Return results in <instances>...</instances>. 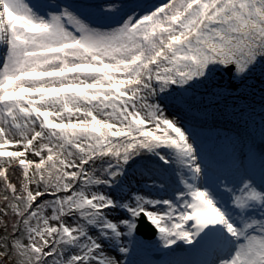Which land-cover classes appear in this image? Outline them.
Returning a JSON list of instances; mask_svg holds the SVG:
<instances>
[{
	"label": "snow or ice",
	"instance_id": "1",
	"mask_svg": "<svg viewBox=\"0 0 264 264\" xmlns=\"http://www.w3.org/2000/svg\"><path fill=\"white\" fill-rule=\"evenodd\" d=\"M125 3L94 9L119 16L105 29L55 0L44 12L0 0V264H128L111 253L127 256L143 221L165 249L216 257L175 264H264V184L210 175L162 106L218 71L241 86L264 75V0ZM138 157L183 187L168 199L128 189Z\"/></svg>",
	"mask_w": 264,
	"mask_h": 264
},
{
	"label": "rangeland",
	"instance_id": "2",
	"mask_svg": "<svg viewBox=\"0 0 264 264\" xmlns=\"http://www.w3.org/2000/svg\"><path fill=\"white\" fill-rule=\"evenodd\" d=\"M27 2L35 5L40 11H49V9L39 6L32 0H27ZM217 87H227L228 94H217ZM170 105L168 103L162 105L165 113L169 117L175 115L180 119L188 132L195 137L199 150L200 139L195 130L200 127L199 123L202 120L207 123H212L213 120L219 125H221L224 117L228 118L227 121L231 118L238 121L237 126L222 125L225 128V133H223L225 140H230L232 142L231 147L236 151L235 155L232 158L230 157V161L223 166L228 165L226 168L218 169L215 165L212 167V160L215 158L200 151L201 157L208 164L210 174L219 175L223 171H229L230 173L234 168H238L248 177L251 173L264 175V168L261 170L253 168L264 167V143L263 148L257 150L258 144L264 136V75L261 74L259 67L249 76L245 86L238 85L227 72L219 71L212 82L197 85L190 89L181 104L175 105V107ZM213 116L214 118H212ZM247 131H250V133ZM254 135L259 137L257 143L254 141ZM153 161H156L155 157H145L142 160L138 157L136 162H130L131 166L127 169L124 177V183L128 186V189L135 191L137 188L142 189L145 187L141 183L143 175L141 177L139 173L143 174V170L153 171L151 167H155L156 163ZM136 168L138 169L136 170ZM147 171L145 172L147 173ZM228 178L238 185L241 177L238 180H235L232 176ZM13 180L15 181V178ZM100 190L115 194L114 190L103 187ZM151 190L154 191V187ZM0 234H2V230H0ZM125 240L127 241V238ZM117 258L119 259L118 256Z\"/></svg>",
	"mask_w": 264,
	"mask_h": 264
},
{
	"label": "bare ground",
	"instance_id": "3",
	"mask_svg": "<svg viewBox=\"0 0 264 264\" xmlns=\"http://www.w3.org/2000/svg\"><path fill=\"white\" fill-rule=\"evenodd\" d=\"M154 0H152L151 2H153ZM24 2H26V3H29V2H27V0H24ZM150 2V3H151ZM150 3H148V4H146L145 3V1L143 2V6L142 7H146V6H148ZM31 4V3H30ZM41 12H44V11H41ZM93 25V24H92ZM93 26H95V25H93ZM172 107H175V105H173ZM215 120V119H214ZM212 123L215 125L214 127L218 130V131H220V132H222V133H225V128H224V126H226V125H234V124H236V123H238V121H236V119L235 118H231V119H229V121H225V120H223L222 119V121H221V125H219V124H217V122L215 123V122H213V120H212ZM222 125H224V126H222ZM257 149V148H256ZM152 169H153V171H150V172H148L147 170H143V174H141V173H139L140 175H141V177H142V175H143V178H141V179H143L142 181H141V183H143V185L145 186V185H151V184H153L154 182L156 183V184H162V182L159 180V178L157 177V174H159V172L157 171V169L155 168V167H151ZM255 170H261L262 168H264L263 166L262 167H253ZM138 168H136V170H137ZM140 169H141V167H140ZM145 171H147V173L145 172ZM210 175H213V176H215V174H210ZM219 175H222V176H225V177H231L232 176V178H235V180H238L240 177H242L243 175L245 176V174L243 173V172H241L238 168H234L233 169V171H231L230 173H229V171H223L221 174H219ZM175 176H176V174H175ZM231 178V179H232ZM173 179H175L176 180V182H179L178 181V178H177V176L174 178L173 177ZM229 179V178H228ZM131 183H133V182H131ZM130 185V184H129ZM183 186L181 185V187L180 188H182ZM152 188H148V187H143L142 189H138L137 188V190H135V191H138V192H141L142 194H146V195H150V196H153V197H156V198H164V199H168V198H171V197H168L167 195L169 194V192L168 191H166L165 192V194H166V196L164 197V196H160V195H158V193L156 192V187H154V191H152L151 190ZM178 189H175V190H172L173 192H176ZM139 238V237H138ZM141 239V238H140ZM135 241V242H134ZM133 242H132V245L130 246V252H129V254L127 255V256H124V257H121L118 253H116V252H112L111 254L112 255H116V256H118L119 257V259H123V260H125V261H127L128 262V264H156L155 262H153V261H146L145 259H143L141 256H138L137 255V248L141 245V243H140V245H138L137 243L138 242H136V240H134ZM125 243H128V239H127V241L125 240ZM140 251V250H139ZM142 252H144V250L142 249L141 250ZM151 252L153 253V250H151ZM176 261H182V259H177L176 257H172V258H170L169 260H167V264H175V262Z\"/></svg>",
	"mask_w": 264,
	"mask_h": 264
},
{
	"label": "water",
	"instance_id": "4",
	"mask_svg": "<svg viewBox=\"0 0 264 264\" xmlns=\"http://www.w3.org/2000/svg\"><path fill=\"white\" fill-rule=\"evenodd\" d=\"M229 72H230V74L232 73V69H231V68L229 69ZM140 226H142V227H143V226H144V227H147V232H149V231L152 230L151 227L148 226L144 221L141 222ZM138 229L140 230V227H138ZM144 231H145V230H144Z\"/></svg>",
	"mask_w": 264,
	"mask_h": 264
},
{
	"label": "trees",
	"instance_id": "5",
	"mask_svg": "<svg viewBox=\"0 0 264 264\" xmlns=\"http://www.w3.org/2000/svg\"><path fill=\"white\" fill-rule=\"evenodd\" d=\"M263 110H264V108H263ZM11 222V219L9 218V223Z\"/></svg>",
	"mask_w": 264,
	"mask_h": 264
}]
</instances>
